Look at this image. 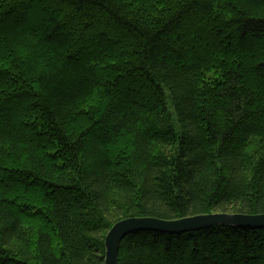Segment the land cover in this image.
Listing matches in <instances>:
<instances>
[{"label": "trees", "instance_id": "16d2710c", "mask_svg": "<svg viewBox=\"0 0 264 264\" xmlns=\"http://www.w3.org/2000/svg\"><path fill=\"white\" fill-rule=\"evenodd\" d=\"M214 212L264 213V0H0V264ZM119 264H264V228L136 231Z\"/></svg>", "mask_w": 264, "mask_h": 264}, {"label": "water", "instance_id": "95a60500", "mask_svg": "<svg viewBox=\"0 0 264 264\" xmlns=\"http://www.w3.org/2000/svg\"><path fill=\"white\" fill-rule=\"evenodd\" d=\"M218 225L253 229L264 228V213L214 212L176 219H162L150 216L127 217L116 222L105 236L106 253L104 264H119L121 243L133 232L156 231L176 234L208 229Z\"/></svg>", "mask_w": 264, "mask_h": 264}]
</instances>
